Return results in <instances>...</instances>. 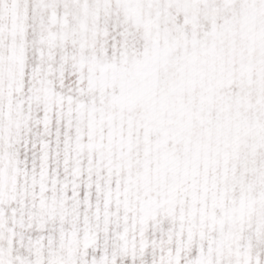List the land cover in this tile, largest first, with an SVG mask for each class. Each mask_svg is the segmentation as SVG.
<instances>
[{
    "label": "snow or ice",
    "instance_id": "snow-or-ice-1",
    "mask_svg": "<svg viewBox=\"0 0 264 264\" xmlns=\"http://www.w3.org/2000/svg\"><path fill=\"white\" fill-rule=\"evenodd\" d=\"M0 264H264V0H0Z\"/></svg>",
    "mask_w": 264,
    "mask_h": 264
}]
</instances>
